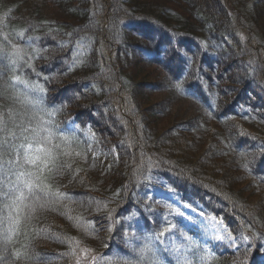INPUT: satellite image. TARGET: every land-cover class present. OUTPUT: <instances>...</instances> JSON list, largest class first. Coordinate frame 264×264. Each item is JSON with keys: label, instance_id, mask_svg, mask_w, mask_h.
Returning <instances> with one entry per match:
<instances>
[{"label": "trees", "instance_id": "16d2710c", "mask_svg": "<svg viewBox=\"0 0 264 264\" xmlns=\"http://www.w3.org/2000/svg\"><path fill=\"white\" fill-rule=\"evenodd\" d=\"M142 1L32 0L27 22H11L12 10L19 5L17 2L5 7L0 4V118L8 120L10 128L14 127L13 120L15 125L24 123L25 128L33 121L31 110L17 100V94L6 80L36 65L38 84L27 79L26 86L38 93L43 88L46 90L52 102L58 103L59 121H64L61 108L66 112L72 104L79 105L78 114L85 118L84 124L86 122L93 131V136L106 135L111 140L108 141L112 143L110 146L114 147V161L105 167L102 165L101 171L117 173L119 178L117 181L115 176L111 184L103 188L105 181L96 171L99 161L89 156L85 140L81 139L83 132L78 134L75 128L67 127L62 132L63 124L58 126L57 133L52 132L54 137L49 136L53 144V158L48 161L50 168L40 173L25 167L18 169L35 172L40 177L35 182H43L50 188L46 191L34 188L31 194H26L28 190L24 189L28 200L17 201L11 208L9 205L15 195L4 198L7 186L0 189V264H55L72 252L74 238L61 239L49 226L42 225L45 212L38 219L30 216L33 206L35 210L40 208L35 202H42V198L53 208L61 202L81 205L83 208L73 212L71 218L76 225L95 236L109 232L110 239H105L103 248L88 252L98 255L96 264H148L140 260L139 253L149 241L155 264H178L173 262L174 258L166 260L164 249H160L157 242L159 235L169 233L171 239L178 235L172 227L171 214L155 209L150 201L151 189L160 187L171 190L201 213L213 214L222 222L225 219L226 229L237 240L234 251H221L218 245L215 255L208 256L202 242L194 239L188 227L182 251L192 254L198 249L204 264H264L263 224L241 203L237 211H232V216L228 215L227 205L231 208L232 205L225 197L227 194L199 181L185 167L172 166L173 162L161 154L160 149L167 152L161 148L162 144L173 145L171 138L178 136L177 127L185 131L189 130V125L180 123L171 127L169 124L163 137H157L145 124L146 117L139 115L133 87V77L139 75L135 69L139 63H154L168 71L169 62H173L174 71L165 75L169 78L168 89L178 97L194 102L215 122L258 123L259 132L239 130L235 134L242 138L225 136L224 142L229 151L225 155L235 152L253 160L246 164L241 159L242 168L261 183L259 177L264 181V118L259 114L264 112V102L259 103L264 97L250 88L255 84L264 94V60L258 55L264 58L260 46L264 43L256 45L258 40L247 35V32L255 34L246 21L255 23L253 17L259 10L256 7L264 4V0H171L174 8L162 2L169 3L168 0ZM183 14L190 15L197 26L189 25ZM149 31H153V37L147 35ZM227 60L231 63L228 67L225 66ZM220 66L222 70H218ZM234 66L236 70L228 73ZM61 81L65 84L59 86ZM70 89L75 91L73 96L67 92L62 97ZM100 141L104 144L105 140ZM253 151L255 154L251 153ZM205 152V157L212 154ZM222 156V152L217 155ZM205 157L201 161L205 162ZM90 170L97 175H91L88 189L70 191L57 186L58 176L79 175ZM15 179L13 176L12 180ZM23 179L35 180V177ZM57 191L63 195H52ZM9 215L17 217L19 224L14 238L5 244L3 236L9 227ZM229 223L234 228H230ZM3 224L6 226L2 227ZM60 239L63 248L59 251L38 247L40 242L56 244Z\"/></svg>", "mask_w": 264, "mask_h": 264}, {"label": "rangeland", "instance_id": "374dc122", "mask_svg": "<svg viewBox=\"0 0 264 264\" xmlns=\"http://www.w3.org/2000/svg\"><path fill=\"white\" fill-rule=\"evenodd\" d=\"M146 1L149 0H143L142 3ZM168 1L169 3H167L166 1L162 2L166 5V7L174 8V3H172L171 0ZM13 2H17L19 4L17 6V10L13 12V20L17 22H27V19L29 16H31L30 14L32 12L30 9H28L29 7H31L32 0H0L1 6L4 7L6 5L9 6ZM184 4L186 7H188L186 3ZM37 7L39 6L37 5ZM256 8H259V10L258 12H255L256 15L255 17H253L255 19V23L252 20H249L250 24L246 21V25H248L250 30L255 35L252 36L250 32H245H247V35L249 37H254L258 40V42L256 41L257 45L260 44L261 41L264 43V23H262V21L264 22V4H262L261 6L257 5ZM179 11H182V9L180 8ZM41 14L45 16L44 11H42ZM183 15H185V17L187 18L189 25L191 23L193 24V26H197L190 15ZM187 27L188 26L186 25V28ZM152 32L153 31H149V34L147 35L153 37L151 35ZM156 35V32H154L155 37H157ZM260 46L264 50V45L261 44ZM173 53H175V49ZM258 55L262 57L260 60H264L261 54ZM229 61L227 60L225 62V66L227 65L228 67V65H231ZM251 62L252 60L249 59L248 63ZM169 64V70L166 71L165 69H160L154 63H139L138 66L135 67V69L139 71V75L136 76L134 72L135 77H133V87H135V103L139 108V115L146 117L145 124L147 125L148 129L152 130V132L157 137H163L169 124H171V127L175 124L180 123L189 125V130L185 131L180 127H177L176 130H178L179 132L178 136H174L173 138H171L174 144H162L164 146L161 148H164V150H166L167 152H164L159 148L161 150V154L171 160V162H173L172 166H174L175 168L184 169L185 167V169H187L186 171L190 175L195 176V178H197L199 181H205L217 191H220L224 195L227 194L225 195V197H227L226 199L230 201L233 212L235 210H238L239 203H241V206H245L244 208L247 209V211H249L253 215V217L258 219L264 226V185L250 177L247 172L243 170L241 163V159L245 161L246 164L247 162L253 163V160L250 159L248 155H245L244 157L235 152H231L230 154L227 153L225 155V153L229 151L225 148L224 142L225 136L227 139L231 136L233 138H242L240 135L235 134L239 130L243 133L251 132L254 134L255 132H259V124L255 122H245L240 120H228L226 122L219 123L215 122L208 116L206 117L204 115L205 111L200 109V107L197 106L194 102L180 98L173 91L168 89V85L170 83L169 78L165 75V72L171 74L174 71L173 67L175 66L173 62H169ZM222 69L223 67L221 66L218 68V70ZM235 70L236 68L234 66L232 69H230V71H228V73L234 72ZM63 84L65 83L61 81L59 83V86ZM157 87H159V90H156ZM250 89L256 91L257 93H260L264 97L262 91L258 89L255 84H252ZM67 92H69V96H73L75 91L73 89H70V91L67 90L65 91L64 95L61 93L62 97L66 96ZM263 102L264 99L263 101L261 100L259 104H263ZM78 109H80L79 105L75 107L74 104H72L69 108H67L64 115L65 118L67 119L69 117L78 116V118L84 122L85 118L82 119L80 117L81 114H78ZM160 112L161 114H159ZM259 117L264 118V112L260 113ZM199 122H201L202 125H200ZM262 131L264 135V129H262ZM92 132H90L86 127V134H89L90 137L89 151L91 152V155L93 157H96V159L99 160L96 171L99 172L98 177L101 180L105 181L103 187L105 188L107 187V184H111V180L115 176L116 177L114 179H116L117 181L119 179L117 173L103 174V171H101L102 165H104L105 167L114 161V147L110 146L112 143H109L108 141L111 142V140H109L106 135L103 134L101 138L92 137ZM100 140L107 141H104V144H106V146L109 145L110 147L104 146ZM207 150L209 151L208 154L212 153L209 155L207 154L209 157H205L204 155V153H206L205 151ZM221 152L223 156L218 158L217 155L221 154ZM251 153L255 154V151ZM213 156H216V159H213ZM203 157H205L206 160L204 161L206 163L201 161V158ZM91 175L96 176L97 173L91 174L90 170L85 171L84 173H80L79 175H72L69 173V175H67L68 177L58 176L56 178L57 186L60 189L70 191L88 189L91 182ZM219 180L221 181L220 183ZM31 199L34 200V197L31 196ZM83 201L86 200L84 199ZM39 202H35L36 206L40 207V210L44 209L45 211L36 209L30 213V216L38 219L45 212L46 214L44 216L42 225L49 226L52 229L51 232H56L61 237V239H65L71 236L72 238H74L75 242H79L78 246L75 243L72 244L73 248L76 249L75 255L70 252L69 254H66L65 259L60 262L57 261L55 264H69V262H74V264H76V260L78 258L82 260L85 257H83L81 249H88L89 251L99 250L105 246V239H110L109 232L101 233L99 236H95L91 233L88 234L84 227H79L74 223L72 219H69V217H74L73 212L80 211L83 208L81 205H73L70 203L61 202L60 204L57 203V206L53 208L52 205L47 204L44 198H42V202ZM173 202L176 203V200L173 199ZM41 204L43 205V207L40 206ZM179 206L182 207V204H179ZM156 207H159V205H156ZM54 212L56 213V215L53 214ZM192 212L193 211H191V209L185 207L184 215L187 221V225H192L196 230L200 231L201 239L204 242L219 240L220 243H224L225 249L227 251H232L234 249L236 243L234 239H232V237H230L226 233L220 221L212 216H205L198 212ZM223 216L226 217V215L224 214ZM235 219L237 220L236 217ZM47 226L45 227L48 228ZM61 239L60 241H57L56 244L50 242H40V246L38 247L52 252L59 251L63 248L61 247ZM163 239L165 241L166 239H169V236H167V238L163 237ZM175 252L178 253L179 250H176ZM236 260L237 259H232V261ZM232 264L235 263L233 262Z\"/></svg>", "mask_w": 264, "mask_h": 264}, {"label": "snow or ice", "instance_id": "6c2138e0", "mask_svg": "<svg viewBox=\"0 0 264 264\" xmlns=\"http://www.w3.org/2000/svg\"><path fill=\"white\" fill-rule=\"evenodd\" d=\"M13 83H24L19 80V78H14ZM179 90V88H178ZM11 119V116H10ZM14 127H9V121L0 118V189L7 186V190L3 192V197L7 198L9 194H14L15 199H13L12 204L9 207L16 205L17 201H23L28 197L25 195L24 189L28 190V193L31 194L33 189H40L41 191H46L50 188L48 184L43 182L36 183V180H39L40 177L32 171H19L18 169L23 168L25 165H35L37 160H40L41 157L38 155L41 152H44L46 156L51 157V153L46 152L43 148L41 141L49 139L48 136H42L41 133H46L47 129L42 126L37 128H23L19 131V125H15L13 120ZM31 132V136L25 135V133ZM23 140L27 143L17 144V140ZM33 142L35 143V148L33 147ZM45 167H47V161H45ZM43 171V169H41ZM15 177V181L12 180V177ZM25 176L35 177V180L23 179ZM56 197H61L63 194L58 191L55 194ZM38 203V201H37ZM43 207V205H40ZM35 208L33 207V211ZM71 219V217H69ZM9 222V227L4 231V243L7 244L10 242L12 234L15 233L16 226L19 224V219L17 217L9 215L7 217ZM163 235V233H161ZM247 239V237H244ZM75 244L78 246L79 242L76 241ZM151 242L145 243L144 247L140 250L139 256L141 261H147L148 264H155L152 256V247L150 246ZM88 249H81V253L86 257L88 254ZM72 254H76V249H72ZM95 257H92L91 264H95ZM76 264H81V260L78 258ZM201 264H204L202 261Z\"/></svg>", "mask_w": 264, "mask_h": 264}]
</instances>
